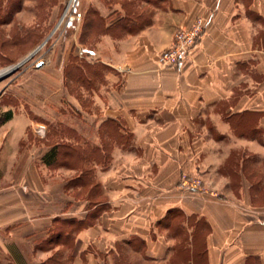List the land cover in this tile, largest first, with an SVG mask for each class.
Returning a JSON list of instances; mask_svg holds the SVG:
<instances>
[{
	"label": "crops",
	"instance_id": "1",
	"mask_svg": "<svg viewBox=\"0 0 264 264\" xmlns=\"http://www.w3.org/2000/svg\"><path fill=\"white\" fill-rule=\"evenodd\" d=\"M137 3L145 19L118 38L103 16L86 59L104 70L56 121L103 155L84 182L42 162L32 120L0 127V264H264V0ZM199 18L189 57L159 67ZM183 175L210 193L186 191Z\"/></svg>",
	"mask_w": 264,
	"mask_h": 264
},
{
	"label": "rangeland",
	"instance_id": "2",
	"mask_svg": "<svg viewBox=\"0 0 264 264\" xmlns=\"http://www.w3.org/2000/svg\"><path fill=\"white\" fill-rule=\"evenodd\" d=\"M141 1L146 0H0V72L36 51L0 80V117L10 110L17 123L24 119L35 122L30 133L37 140L47 137L49 145L65 142L77 146L70 128L56 121L70 122L77 112L72 102L87 103L86 92L94 86L88 83V75L93 78L104 70L86 59L94 56L104 32L103 16L117 24L114 32L118 38L120 23L124 27L145 19L146 15L138 19L136 7ZM121 7L126 12H121ZM79 72L84 78L76 77ZM86 112L84 109V115ZM43 125L44 138L39 134ZM65 137L72 142L62 141Z\"/></svg>",
	"mask_w": 264,
	"mask_h": 264
},
{
	"label": "built area",
	"instance_id": "3",
	"mask_svg": "<svg viewBox=\"0 0 264 264\" xmlns=\"http://www.w3.org/2000/svg\"><path fill=\"white\" fill-rule=\"evenodd\" d=\"M206 31L205 21L201 18L194 21L189 28L179 29L175 35L172 46L163 51L157 58L159 67L177 68L188 57L190 52L199 44ZM45 127L39 128L41 137H45ZM181 186L188 192L210 193L201 178L183 175L181 177ZM211 194H214L211 192ZM215 195V194H214Z\"/></svg>",
	"mask_w": 264,
	"mask_h": 264
},
{
	"label": "trees",
	"instance_id": "4",
	"mask_svg": "<svg viewBox=\"0 0 264 264\" xmlns=\"http://www.w3.org/2000/svg\"><path fill=\"white\" fill-rule=\"evenodd\" d=\"M130 23L135 25L136 22L132 21ZM12 118V111H5L2 117H0V127L9 122ZM60 133V135L63 134L62 131H60ZM62 136L64 137V135ZM93 160L96 162L104 161L103 155L100 153L99 149L93 148L88 152V149L86 148H81L80 146H74L65 142H56L55 144L49 145L48 152L42 157V162L47 166L63 164L68 167H76L80 169L82 175L77 180L79 182H84L83 179L89 175L85 163Z\"/></svg>",
	"mask_w": 264,
	"mask_h": 264
},
{
	"label": "water",
	"instance_id": "5",
	"mask_svg": "<svg viewBox=\"0 0 264 264\" xmlns=\"http://www.w3.org/2000/svg\"><path fill=\"white\" fill-rule=\"evenodd\" d=\"M35 52L36 51H34L33 53H31L26 59H24L22 62H20L17 66L11 67V70L6 75L0 76V80H2L3 78H6L7 76H9L12 73H14L23 63H25L29 58H31L34 55Z\"/></svg>",
	"mask_w": 264,
	"mask_h": 264
},
{
	"label": "bare ground",
	"instance_id": "6",
	"mask_svg": "<svg viewBox=\"0 0 264 264\" xmlns=\"http://www.w3.org/2000/svg\"><path fill=\"white\" fill-rule=\"evenodd\" d=\"M10 70H11V68L10 69L8 68V69H5V70H2L0 72V76L6 75Z\"/></svg>",
	"mask_w": 264,
	"mask_h": 264
}]
</instances>
